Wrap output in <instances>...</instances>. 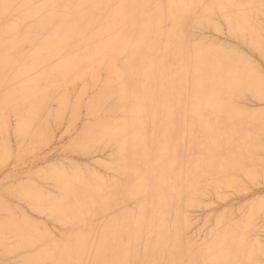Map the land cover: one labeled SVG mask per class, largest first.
<instances>
[{"label":"bare ground","instance_id":"bare-ground-1","mask_svg":"<svg viewBox=\"0 0 264 264\" xmlns=\"http://www.w3.org/2000/svg\"><path fill=\"white\" fill-rule=\"evenodd\" d=\"M224 2L236 12L230 20L231 32L247 37L249 46L264 59V38L253 19L264 0H217L222 13ZM197 5L196 0H169L167 8L159 0H0V92L5 93L0 98V132L7 130L8 111L18 121L17 147L26 151L53 138L52 125L65 124L66 131H75L86 114L91 119L80 120L78 135H72L65 148L72 143L90 154L96 145L114 142L126 158L151 150L165 162L179 144L195 142L198 129L214 156L230 146L243 155L240 164L241 158L251 159L255 149L263 148L264 114L241 109L236 101L242 91L250 90L251 97L262 102L264 76L254 60L234 50L208 43L173 49V42L184 36L183 28L202 20L194 15ZM167 57L192 61L191 73L182 80L172 79ZM76 82L81 83L79 92L72 87ZM185 106L190 114L183 122L175 121L176 108ZM204 109L209 118L202 116ZM126 135L130 138L124 139ZM10 151L8 139L0 138V165ZM215 166L209 161L207 170L200 168L196 175L212 173ZM81 169L45 172L46 180L57 184V195L24 181L13 193L42 213L30 210L33 214L48 213L59 223L69 222L61 239L51 235L47 225L36 223L33 214V220L26 217L29 214L17 215L19 208L14 211L0 200V213H6L0 217L4 253L17 255L21 264H258L256 258L264 254V244H257L256 237L253 244L247 241V230L256 224L251 223L248 209L252 200L236 224H225L211 234L200 253L190 251L178 260L174 248L184 243L178 231L187 227V221L181 208L169 209V197L159 186L148 187L147 180L137 183L130 201L120 205L119 185L101 194L103 180L87 177ZM246 172L251 178L259 175L257 170ZM34 173L33 178L41 172ZM41 174L35 179L38 185L37 180L44 181ZM21 206L19 211H24ZM255 207L256 212L261 210ZM100 208L105 215L98 214ZM8 239L16 243L10 246ZM11 257L6 258L13 264L17 260Z\"/></svg>","mask_w":264,"mask_h":264},{"label":"rangeland","instance_id":"rangeland-1","mask_svg":"<svg viewBox=\"0 0 264 264\" xmlns=\"http://www.w3.org/2000/svg\"><path fill=\"white\" fill-rule=\"evenodd\" d=\"M159 1L164 7L166 8L168 7L169 0H159ZM196 3L198 5L194 15L196 16V18H201L202 20H200V22H198L197 24L192 22L187 24L183 28L184 36L181 39H178L175 42H173V49H177L178 47H181L183 45L193 47L194 45L197 44H205V45L209 44L210 46L211 45L216 47L220 46L228 50H234L238 54L249 57L251 58V60H254L253 63L255 64L256 68L259 67L257 70L259 71L260 74L264 76L263 57L258 55V53L249 46V43L247 42L248 41L247 37L243 39L242 37L233 34L230 30V20L235 19L236 17V12L232 9L230 4L228 2H224L225 12L222 13L219 11V9L217 10L216 8L217 0H196ZM212 8H216V11L212 12ZM206 12L207 13L209 12V14L205 18V15L207 14ZM253 19L255 24L259 27L261 36L264 38V25H263L264 6L260 5L258 11L253 16ZM211 28H213V30ZM228 28L230 31L228 30ZM196 36L197 38H194ZM160 46L163 47L162 41L160 42ZM191 62L192 61H185L184 59L181 58L175 59L174 57H167L166 68L168 75L174 80L175 79L182 80L185 74L189 75L191 73V70L194 66L193 62L192 63ZM76 86L77 89H75ZM72 87L73 88L75 87L74 88L75 91L78 89L80 90L81 83L76 82L72 85ZM79 90L76 92H79ZM250 93L251 95H253L252 91L250 90L242 91V95L237 99L236 105L239 108L244 109L251 113L264 114V100L262 99L263 101L260 102L261 99H256L255 95L253 99ZM4 96H5L4 91H1L0 98H4ZM6 113L8 114L7 130L4 129L2 132H0V138L8 139L11 151L7 156L6 160L4 161V163L0 165V200L8 203L10 206H12V208L14 207L13 208L14 211L15 210L17 211L18 208L20 209L22 207L21 205L24 204L23 210L24 211L26 210L27 214H25V212L22 210L19 211V209L17 211L18 214L17 213L16 214L21 216H26L29 214L26 217H28L31 220H33V218H30L31 216L34 218L36 216V219H34L35 222L38 224H42L43 225L42 227H44V225L48 226L46 228L50 227L48 231L50 232L51 235H54V237H56L57 239H61L64 236V234L69 230L70 223L60 222L61 223L60 224L59 221H56V219L52 217V215H49L48 213H45V215L42 216L41 215L38 216L40 212L33 209L31 205L27 202V200H24L13 193L20 191V188L22 186L18 187L19 189L17 188V186H20L21 184L19 183H23L24 181L26 182V184L27 183L34 184L37 185L39 188L43 187L41 189L46 194L57 195L59 193L57 184L51 179L46 180L45 172H48L49 170H51V168L54 171L59 169L70 171L74 169V167H78V168L82 167L81 170L87 175V177L89 175L92 176L96 175L103 180L104 184L102 183L101 185L102 186L101 194L106 193L108 190H113V188L116 185H119V189L123 193L120 195L122 196V198H119L118 201L120 205H123L130 201L129 197L131 195V192L135 193V185L137 183L147 180L146 185H148V187L159 186V188L163 190L164 193H166L169 197L170 200L169 209L174 211L175 208H181L184 218L187 221V227L181 228L178 231V236L184 239V243L182 245L176 244L174 248L178 256V260L185 258L190 251H193L195 253H200L204 248L205 243L208 242L211 234L214 231L218 230L219 228H224L225 224H232V225L236 224V222L242 219L241 215L245 216L244 214H247V213H243L246 209V206H248L251 200L255 202L256 197L257 200L255 202V206H258V208H261V210L258 211L259 210L258 208H257L258 212H256V210H253L256 209V207L253 205V202L251 204L252 206L251 205L249 206L251 208L248 207L249 210L250 209L252 210V213L250 212L251 215L253 214L251 223H253L252 221L255 220L256 224H251L250 228L247 230V241L250 244H253L255 243V241H258L256 243L263 247L264 244V216H263L264 183L263 182L264 181L262 179L264 178L263 177L264 176V158H263L264 139L262 140L263 141L262 150L257 151V149H255V152L251 159L247 157L245 159L241 158V164L238 162V160L243 155H241V153L235 147L224 146L217 152L218 154L215 156L209 151H207L206 146L204 145L205 141L202 138V132L199 131L198 129H196L194 135L195 142H193L191 145L179 144L175 148L173 157L166 160L165 162L160 159V155L157 152H151V150L148 151L140 150L136 152V154L132 156V158H126V156H122L121 154H119L118 144L114 142L113 143L107 142L104 144L100 143L94 147V150L90 151V154L87 152L85 153L82 151L80 152V149L77 148L76 145L74 146L72 143L70 146H68L69 145L68 144L67 147L65 148L66 141L67 140L73 141L72 138L76 134V131L77 130L79 131L78 128L81 127L82 122L84 123L85 117H86V121L91 119L88 115L85 116L86 114H84V117L82 115L80 118V120L82 119L83 121L81 120L82 121L81 122L79 120V122L81 123L78 122V125L75 126L76 129L75 131H72L70 133L72 128H69V131H66L67 129L66 130L64 129V126H66L65 124L64 126L60 125L61 127H58L59 125L57 126L56 124L54 126L52 125V134L53 133L55 134L53 138L51 135L48 142L44 143L43 145H40L37 148L28 149L25 151V150H19L17 147L18 145V136L16 134V127L18 122L17 118L8 111H6ZM187 114H190V112L186 109V106L176 108L175 121L177 122L185 121V118H187L188 116ZM201 114L205 118L210 117L208 110L204 109ZM77 126L79 127L77 128ZM227 127L228 129H230L229 125ZM224 137L226 138V135H224ZM128 138H130L129 135L124 136V139H128ZM234 138L235 141H238V139L235 136ZM68 141L67 143H69ZM73 148H75L73 151L76 153L71 151ZM78 154L81 155L83 158ZM89 155H93V156H89ZM259 156L261 157L259 158ZM209 161L216 163L215 171L209 174L202 173L201 175L197 176L196 173L198 169L201 168L207 170V162ZM94 162L97 164H95ZM237 162L240 164L239 166L236 165ZM47 165L50 166L49 170L45 169ZM100 165H102L103 167ZM227 167L230 168L229 171H225L228 169ZM42 168H44L45 171L44 170L41 171ZM246 170L248 171L257 170L259 175L256 176L255 178H251L247 174ZM34 171H39L42 173V174L38 173L41 174L40 178L42 179L43 177L44 179V181L37 180V183H39V181L41 182L39 183V185L35 183L36 182L35 179H37L38 174L37 177L36 175H34L35 178L32 177V174H35ZM195 179H197L196 182L194 181ZM228 180H234L235 183L229 185L227 184ZM26 184L24 183V185ZM14 185L17 186L14 187ZM47 186H51L52 189ZM125 192L127 193V195H124ZM227 192L229 194H227ZM7 194L12 195L10 197H14L15 202L17 203L19 202L21 204L15 203L14 199L13 200L10 199L9 195L7 196ZM220 195L223 197H220ZM15 206H17V208ZM30 210L32 212H37L38 215L35 213L33 214ZM249 210H247L246 212H248ZM254 211L256 215L255 213H253ZM236 212H238V214ZM1 214L2 217H4L6 213L4 212L0 213V217ZM98 214L105 215V212L102 211V209L100 208L98 209ZM45 216L49 217V219H47ZM249 216L247 215V217ZM46 219L49 221H47ZM49 224L52 226H50ZM215 225L217 227H215ZM214 227L217 229H215ZM55 229L58 231L55 232ZM179 237L176 238V241L179 239ZM8 242L10 246L16 243L14 239H8ZM0 255L2 257L5 256L9 257V259L11 256L14 255L11 258L16 257L17 259L15 258V260L17 261L15 260L14 261L17 264L18 263L21 264L20 257H18L15 254L12 255V254L4 253V250L1 247H0ZM262 255H260L259 253L258 257L256 258L258 264H264V254ZM1 256L0 258H2ZM6 257L4 259L3 258L0 259V264L1 263L11 264V260L13 261V259L7 261L8 258ZM15 262L12 263L15 264ZM36 264H41V263H36Z\"/></svg>","mask_w":264,"mask_h":264}]
</instances>
